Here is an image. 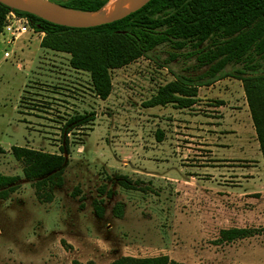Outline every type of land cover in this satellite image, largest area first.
<instances>
[{"label": "rangeland", "instance_id": "1", "mask_svg": "<svg viewBox=\"0 0 264 264\" xmlns=\"http://www.w3.org/2000/svg\"><path fill=\"white\" fill-rule=\"evenodd\" d=\"M5 33L0 174L21 179L0 200V264H111L160 255L185 264H264V159L235 74L240 65L200 86L191 108H148L162 85L206 70L195 47L173 60L176 50L162 45L112 70V93L102 100L90 72L72 67L70 53L41 46L43 32L33 29L11 44L13 34ZM13 145L64 148V182L53 201L37 198ZM119 175L141 188L123 187ZM233 227L254 234L220 242V231Z\"/></svg>", "mask_w": 264, "mask_h": 264}, {"label": "trees", "instance_id": "2", "mask_svg": "<svg viewBox=\"0 0 264 264\" xmlns=\"http://www.w3.org/2000/svg\"><path fill=\"white\" fill-rule=\"evenodd\" d=\"M67 7L98 10L109 0H52ZM10 11L27 16L35 31L43 32L41 46L72 55V67L90 72L96 94L106 100L112 93L111 71L148 56L159 46L169 45L175 60L191 45L197 49L198 63L207 67L197 78L178 75L162 85L145 102V107L167 106L191 108L198 100L199 87L212 85L229 76V65H240L235 74L242 80L260 150L264 159V0H151L138 11L112 23L73 28L58 25L31 13L0 3V34ZM201 47V48H200ZM81 120L83 117H76ZM162 140L163 134L158 133ZM14 157L23 165L24 176L31 181L42 202L54 199V188L64 182L68 162L65 151L50 153L13 145ZM5 149L0 144V153ZM19 175L0 174V200L9 199L19 187ZM128 189H140L141 181L118 176ZM96 212L103 208L96 205ZM117 216L123 208H115ZM254 234V230L233 227L220 231V242H231ZM75 264H81L75 262ZM88 264H95L89 262ZM111 264H185L167 255L121 257Z\"/></svg>", "mask_w": 264, "mask_h": 264}, {"label": "water", "instance_id": "3", "mask_svg": "<svg viewBox=\"0 0 264 264\" xmlns=\"http://www.w3.org/2000/svg\"><path fill=\"white\" fill-rule=\"evenodd\" d=\"M151 0H109L98 10L67 7L52 0H0V3L31 13L49 22L73 27L90 28L121 20L144 7Z\"/></svg>", "mask_w": 264, "mask_h": 264}, {"label": "built area", "instance_id": "4", "mask_svg": "<svg viewBox=\"0 0 264 264\" xmlns=\"http://www.w3.org/2000/svg\"><path fill=\"white\" fill-rule=\"evenodd\" d=\"M31 30L33 31L32 26L27 16L19 15L15 13L14 11H10L6 16L5 25L0 34V37H1L0 40L2 41L5 36H8L5 33V31H7L13 34L11 37H9V40H8L9 43L10 44L11 42L15 43L19 35L27 33ZM13 36H15V38ZM4 54L5 56L8 57L10 55V52L5 51Z\"/></svg>", "mask_w": 264, "mask_h": 264}, {"label": "crops", "instance_id": "5", "mask_svg": "<svg viewBox=\"0 0 264 264\" xmlns=\"http://www.w3.org/2000/svg\"><path fill=\"white\" fill-rule=\"evenodd\" d=\"M0 39H1V37H0ZM187 124V123H186Z\"/></svg>", "mask_w": 264, "mask_h": 264}]
</instances>
